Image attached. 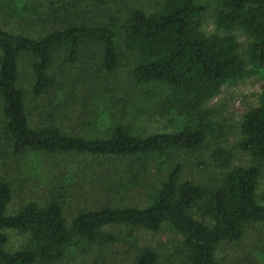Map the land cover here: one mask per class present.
I'll return each mask as SVG.
<instances>
[{
  "label": "trees",
  "instance_id": "16d2710c",
  "mask_svg": "<svg viewBox=\"0 0 264 264\" xmlns=\"http://www.w3.org/2000/svg\"><path fill=\"white\" fill-rule=\"evenodd\" d=\"M67 1L70 8L80 2ZM88 1L98 7L106 3ZM204 11L197 0H162L150 13L129 11L122 26L124 47L135 56L134 83L160 88V114L179 120L174 131L151 135L136 132L122 122H114L101 137L69 135L52 124L29 123L19 85L20 58L30 57L31 94L35 98L55 88L50 72L59 51L72 63L86 44H94L100 49L103 69L112 72L118 67V55L115 34L108 26L76 25L67 18L60 29L38 38L0 27V151L15 157L40 154L123 158L131 160V186L151 173L155 180L147 206L84 208L69 224L60 197L54 193L43 204L27 202L8 214L13 185L1 180L0 264H57L72 243L80 242L91 249L113 244L117 238L104 231L111 226L151 232L165 227L181 237L185 264H225L215 257L219 245L238 243L246 226H264V204L257 197L264 167V0H219L214 13L215 31L245 35V59L238 52L234 36L205 35L201 31ZM254 76L262 79L258 103L244 114L237 145L249 157L248 166H231V154L221 148L209 154L219 171L214 182L182 179L180 163L162 165L160 160L165 156L199 151L208 139L220 138L221 128L207 103L223 86ZM9 230L26 235V245L14 252L6 251L5 232ZM127 249L133 254L131 264H158L155 250L140 248L132 232L128 234Z\"/></svg>",
  "mask_w": 264,
  "mask_h": 264
},
{
  "label": "rangeland",
  "instance_id": "374dc122",
  "mask_svg": "<svg viewBox=\"0 0 264 264\" xmlns=\"http://www.w3.org/2000/svg\"><path fill=\"white\" fill-rule=\"evenodd\" d=\"M161 1L105 0V5L98 7L88 0H80L77 7L70 8L67 0H0V27L6 31L38 38L60 29L64 20L70 18L76 25L108 26L115 34L118 55L115 70L108 73L103 69L100 49L94 44H86L72 63L66 61L64 53L59 51L54 56L50 72L56 86L41 97L35 98L31 94L30 57L20 58L19 85L24 92L30 125L52 124L65 134L86 137L104 136L114 122H122L147 135L174 131L179 120H169L158 109L162 90L154 85L134 83L135 56L125 49L122 35L129 11L139 9L150 13ZM197 2L205 8L200 18L201 31L205 35L234 36L239 44L238 52L245 59L248 40L242 32L224 33L214 29L213 18L219 0ZM261 85L262 79L254 76L223 86L220 93L207 103L214 112V121L221 128V137L208 139L206 147L199 151L165 156L160 160L162 165L180 163L182 179L214 182L219 171L212 165L209 154L212 149L221 148L231 154V166H248L249 157L237 147L241 140L239 126L244 114L256 107ZM130 163L131 160L123 158L86 155L26 154L15 157L1 150L0 181L7 180L13 185L7 213H15L27 202L43 204L51 193L60 197L67 224L84 208L98 209L107 205L145 207L154 188V175L151 173L131 186ZM257 197L264 204V167L258 180ZM195 218L202 219L199 215ZM104 231L117 240L94 249L80 242L72 243L57 264H131L133 254L127 249L129 232L135 236L140 248L155 250L158 264H185L181 237L165 227L151 232L111 226ZM5 234L8 240L6 251L14 252L26 245V235L12 230ZM215 257L225 264H264V226H246L243 238L238 243L219 245Z\"/></svg>",
  "mask_w": 264,
  "mask_h": 264
}]
</instances>
